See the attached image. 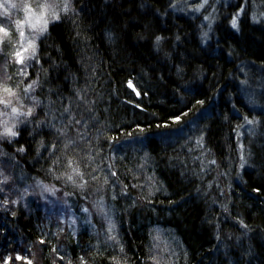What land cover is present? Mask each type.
<instances>
[{"label": "trees", "instance_id": "obj_1", "mask_svg": "<svg viewBox=\"0 0 264 264\" xmlns=\"http://www.w3.org/2000/svg\"><path fill=\"white\" fill-rule=\"evenodd\" d=\"M60 3L7 65L32 95L0 127V264H264V0ZM35 180L66 186L81 230L20 201Z\"/></svg>", "mask_w": 264, "mask_h": 264}, {"label": "rangeland", "instance_id": "obj_2", "mask_svg": "<svg viewBox=\"0 0 264 264\" xmlns=\"http://www.w3.org/2000/svg\"><path fill=\"white\" fill-rule=\"evenodd\" d=\"M61 6L60 0H0V127L4 132H15L21 111L31 109L32 95L27 75L19 87L11 86L8 66H15L20 72L25 71L27 62L37 53L38 40L48 24L59 17ZM5 55L7 58L2 60ZM7 174L0 169V193L5 196L9 195L5 189L10 181V175ZM69 195L66 186L42 180H35L16 190V196L26 205L34 197L37 205L42 208L43 219L48 227L62 236L68 230L77 232L83 226V221L71 206ZM18 198L15 199L16 202ZM104 207L95 197L90 198L87 210L92 222L91 229L97 234L98 225L94 224L97 218L102 225L108 224L107 233L114 230L112 218ZM18 258L29 261L30 264L34 261L20 255Z\"/></svg>", "mask_w": 264, "mask_h": 264}, {"label": "snow or ice", "instance_id": "obj_3", "mask_svg": "<svg viewBox=\"0 0 264 264\" xmlns=\"http://www.w3.org/2000/svg\"><path fill=\"white\" fill-rule=\"evenodd\" d=\"M235 24H236V21L235 20H233V26H235ZM13 135L15 134V133H12Z\"/></svg>", "mask_w": 264, "mask_h": 264}]
</instances>
